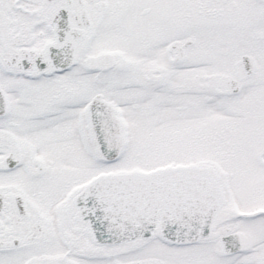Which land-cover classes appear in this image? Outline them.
Masks as SVG:
<instances>
[{"label":"snow or ice","instance_id":"obj_1","mask_svg":"<svg viewBox=\"0 0 264 264\" xmlns=\"http://www.w3.org/2000/svg\"><path fill=\"white\" fill-rule=\"evenodd\" d=\"M0 264H264V0H0Z\"/></svg>","mask_w":264,"mask_h":264}]
</instances>
